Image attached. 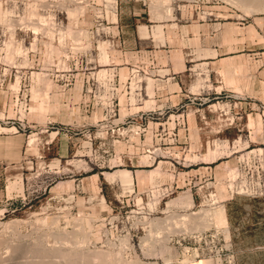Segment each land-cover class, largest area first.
Wrapping results in <instances>:
<instances>
[{
    "label": "rangeland",
    "instance_id": "374dc122",
    "mask_svg": "<svg viewBox=\"0 0 264 264\" xmlns=\"http://www.w3.org/2000/svg\"><path fill=\"white\" fill-rule=\"evenodd\" d=\"M0 18V136L22 139L0 264H264L243 233L264 225V104L217 80L264 47V9L0 0Z\"/></svg>",
    "mask_w": 264,
    "mask_h": 264
},
{
    "label": "crops",
    "instance_id": "0c3cea01",
    "mask_svg": "<svg viewBox=\"0 0 264 264\" xmlns=\"http://www.w3.org/2000/svg\"><path fill=\"white\" fill-rule=\"evenodd\" d=\"M141 27L143 26H140L139 28L141 29ZM261 33H262V37H264V32ZM206 59L212 60L214 59V57H207ZM221 61L226 63L231 62L233 64V67H235V69L237 64L241 65V67L239 73L233 71L232 73L233 83L232 85L228 86V89L226 88L223 79H221V74H218L217 75L218 87L221 86L222 84L223 92L230 93L233 95V97L237 96L235 99L238 101V105H244V104L263 105L264 104V47H260V49H256V50H251L250 52L245 54L231 55V56L222 55ZM205 63L206 64L211 63V61H207ZM219 69L220 67L218 65L217 67L218 73L221 72ZM222 76H224V72ZM0 137H3L0 138V156L4 155L3 157L2 156L0 157V164H3L1 162L4 161V163L7 166L10 167L16 166L21 156V153L18 152L20 143L22 142L21 135L17 133L16 134L12 133V136H6L7 138L5 136H0ZM2 149H4L5 151ZM234 198L241 200L244 197L237 195ZM5 200H7L5 195L0 191V206ZM251 217L253 216L251 215ZM243 233L247 235L256 234L259 236L260 235L263 236L264 225L249 227ZM249 247L250 249H254V250L264 249V239L262 240L259 238L258 242H255Z\"/></svg>",
    "mask_w": 264,
    "mask_h": 264
},
{
    "label": "bare ground",
    "instance_id": "6f19581e",
    "mask_svg": "<svg viewBox=\"0 0 264 264\" xmlns=\"http://www.w3.org/2000/svg\"><path fill=\"white\" fill-rule=\"evenodd\" d=\"M238 2H240V3H242V4H244V3H246L247 5H250L251 7H253V8H259V9H264V0H237ZM250 10H252V8H250ZM254 10H256V11H259L258 9H254ZM1 19V18H0ZM115 19V18H114ZM158 33V35H159V33H160V30H158L157 31ZM161 36V35H160ZM100 49L104 52V49H103V43L102 44H100ZM100 50V51H101ZM101 51V52H102ZM104 57H105V52H104ZM101 72H103V71H101ZM190 202V201H189ZM190 206V205H189ZM42 252V251H41ZM105 260V259H104ZM106 261V260H105ZM39 263V262H38ZM42 263V262H41ZM34 264V263H33Z\"/></svg>",
    "mask_w": 264,
    "mask_h": 264
}]
</instances>
